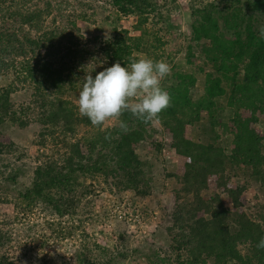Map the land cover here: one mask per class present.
<instances>
[{"label": "trees", "instance_id": "1", "mask_svg": "<svg viewBox=\"0 0 264 264\" xmlns=\"http://www.w3.org/2000/svg\"><path fill=\"white\" fill-rule=\"evenodd\" d=\"M107 1L119 16L135 17L140 24L152 7L149 0ZM68 3L0 0V78L11 75L0 85V135L9 128L27 131L38 126L40 146L46 145L49 135L61 137L56 148L62 146L63 154L41 159L31 182L17 191L22 211L42 204L57 218L71 214L69 208L88 191L79 184L81 177L100 176L116 193L132 192L140 198L156 188L151 158L139 155L134 146L150 141L158 129L130 112L120 117L126 132L116 121L101 129L77 113L69 98L82 90L84 75L91 73L95 78L116 62L128 67L142 39L118 29L108 15L103 19L108 36L86 39L92 43L90 49L74 19L65 14ZM85 4L87 10L93 6L92 1ZM218 4L223 6L218 9L212 2L193 7L191 24L192 41L202 42L201 52L217 76L206 75L203 95L195 100L193 75L176 73L162 86L171 103L160 113L158 124L174 131L170 148L190 160L181 177L167 176L169 182L174 180L176 193L166 229L173 251L178 252L177 261L183 264H264V249L257 247L264 237V135L237 114L241 107L264 116V38L259 34L264 26V0H220ZM86 9L80 10L76 20L93 16ZM224 81L227 87L222 85ZM22 88L31 90V105L15 110L11 96ZM221 98L226 99L225 105L218 103ZM203 112L205 119L197 121ZM228 120L233 123L232 135ZM185 127L192 128L191 137ZM79 128L92 131L78 137ZM160 150L161 144H157L151 156L157 157ZM14 151V143L0 140V156ZM7 167H0V188L18 182L19 169L7 171ZM211 177L216 179L213 189ZM231 179L237 183L234 189L227 185ZM248 188L258 200L254 217L238 199ZM222 193L234 209L224 204ZM3 230L0 228V264H20L18 257L13 259L4 252L10 240ZM76 260L77 264H90L80 256Z\"/></svg>", "mask_w": 264, "mask_h": 264}, {"label": "rangeland", "instance_id": "2", "mask_svg": "<svg viewBox=\"0 0 264 264\" xmlns=\"http://www.w3.org/2000/svg\"><path fill=\"white\" fill-rule=\"evenodd\" d=\"M88 1H92L94 7L90 5L92 8L88 6L90 9L87 10L85 2ZM149 2L152 7L145 13L146 20L142 24L135 17L119 16L107 0H69V5L66 6L68 12L65 14L74 19L85 38L83 43L89 45L90 49L92 43L87 41L88 39L95 35L102 38L108 36L109 30L105 27L103 19L109 15L118 29L127 30L131 36L141 37L140 48L134 52L132 60L148 57L156 61L163 60L171 66V74L161 81V87L163 84L168 85L176 73L193 75L195 85L192 89V100H195L203 95L206 75L217 76V73L201 52L202 42L192 41V10L193 7L212 2L220 9L223 4H218L220 0ZM96 4L98 5L95 6ZM230 7L234 6L231 4ZM82 8L93 16H89L86 21L76 20ZM93 10L95 11L92 12ZM91 19H94L96 24ZM101 64L102 62H99L98 65ZM10 78L11 75L1 77L0 85ZM222 85L227 87L225 81ZM78 95L79 91H76L69 97L77 113ZM30 101L29 88H22L11 96L15 110L31 105ZM225 102L224 98L218 100L222 105H225ZM29 114L33 119V112ZM237 114L241 120H249L251 127L259 135H264L263 114L241 107L237 109ZM205 117L206 113L203 112L197 121H203ZM114 122L107 121L101 129L111 127ZM152 125L158 132L150 141L139 143L134 148L139 155L150 157L152 160L156 178L154 193L144 198L135 197L132 192L116 193L100 176L81 177L79 184L87 186L88 191L80 195L79 202L74 207L69 208L72 213L62 218H57L49 206L42 204L22 211L20 208L24 206L17 197V191L31 182L33 170L41 159L51 158L52 155L58 158L59 153L63 154L62 146V149L56 148L60 146L61 137L57 139V133L49 135L46 145L40 146L38 126H32L27 131L12 128L4 131L0 140L4 144L14 143L15 151L0 156V167L8 166L7 171L18 168L20 175L16 186L3 185L0 188V228L8 233L10 240L4 249L6 255L13 259L18 257L20 264H77V256L90 264H159L160 260L163 264H183L181 260H178L180 263L177 261L178 252L173 251L172 237L166 229L169 227L168 213L174 206L176 193L174 180L173 183L169 182L167 176L174 174L181 177L190 160L176 155L170 148L174 134L172 129L163 128L155 122ZM227 125L232 135L234 129L231 120H228ZM91 131L88 128H79L77 136L81 137ZM185 132L191 137L193 130L185 127ZM157 144H161V150L157 157H153L151 153H154ZM55 150H58L57 156ZM210 181L213 189L215 177H211ZM109 183H112V180H109ZM227 185L234 189L237 183L231 179ZM254 195L255 192L248 188L238 196L243 209H247L253 217L257 212L255 206L258 201ZM221 198L226 206L233 208L231 200L225 194L222 193ZM67 232L68 234H65ZM244 248H239L242 253Z\"/></svg>", "mask_w": 264, "mask_h": 264}, {"label": "clouds", "instance_id": "3", "mask_svg": "<svg viewBox=\"0 0 264 264\" xmlns=\"http://www.w3.org/2000/svg\"><path fill=\"white\" fill-rule=\"evenodd\" d=\"M264 38V26L259 30ZM171 74V66L163 60L140 57L131 60L128 67L120 62L98 72L84 75L82 90L77 99L78 111L93 126L116 121L122 131L127 125L120 120L125 112L145 124L159 123V115L171 103L170 94L161 87V81ZM264 249V237L257 244ZM232 264H235L233 261Z\"/></svg>", "mask_w": 264, "mask_h": 264}]
</instances>
